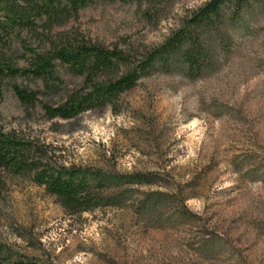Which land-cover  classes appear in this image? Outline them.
Returning a JSON list of instances; mask_svg holds the SVG:
<instances>
[{"label": "rangeland", "instance_id": "obj_1", "mask_svg": "<svg viewBox=\"0 0 264 264\" xmlns=\"http://www.w3.org/2000/svg\"><path fill=\"white\" fill-rule=\"evenodd\" d=\"M208 1L101 0L54 33L138 56ZM224 12L200 77H188L182 61L157 64L113 106L72 120L43 109L84 87L66 66L58 64L55 91L25 77L6 81L0 129L50 164L158 180L134 186L120 207L75 214L31 175L0 167V242L41 264H264V0ZM47 34L24 33L19 55ZM14 85L40 101L24 105Z\"/></svg>", "mask_w": 264, "mask_h": 264}, {"label": "trees", "instance_id": "obj_2", "mask_svg": "<svg viewBox=\"0 0 264 264\" xmlns=\"http://www.w3.org/2000/svg\"><path fill=\"white\" fill-rule=\"evenodd\" d=\"M101 0H0V96L8 79L25 77L39 80L49 91L58 89V67L84 77L85 85L67 93L55 106L44 104L49 119L72 120L86 112L113 106L119 97L133 89L139 80L160 64L167 70L177 61L187 67L186 75L198 78L212 64L210 36L220 34L225 24L224 9L233 5L238 14L250 0H209L192 11L184 23L159 46L138 56L122 48L90 43L78 35L55 34L77 18L81 10ZM150 6L163 0H118ZM47 32V41L38 48L24 42V33ZM24 65L20 66L19 61ZM18 99L27 106L40 101L38 91L14 85ZM0 167L11 174L32 176L33 181L57 198L72 213L91 212L102 207H120L137 185H155L151 174H108L102 170L54 166L38 156L30 143L0 129ZM0 264H41L15 253L0 242Z\"/></svg>", "mask_w": 264, "mask_h": 264}]
</instances>
